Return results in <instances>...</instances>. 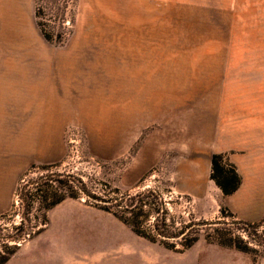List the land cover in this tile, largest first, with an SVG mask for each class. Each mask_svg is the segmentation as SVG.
I'll use <instances>...</instances> for the list:
<instances>
[{
	"label": "rangeland",
	"instance_id": "rangeland-1",
	"mask_svg": "<svg viewBox=\"0 0 264 264\" xmlns=\"http://www.w3.org/2000/svg\"><path fill=\"white\" fill-rule=\"evenodd\" d=\"M218 2L71 0L66 23H73L57 44L46 41L36 23L40 1L0 0V62L66 61L83 68L74 76L83 86L68 97L70 106H49L64 98L32 89L12 97L11 106L0 103V235L19 234L14 227L23 216L25 224L40 223L44 212L37 204L22 214L20 190L40 176L58 175L81 178L88 189H155L175 229L217 220L254 224L248 229L254 250L208 242L204 229L188 249H167L81 196L48 210L45 229L19 240L5 264H264V192L252 195V208L238 207L261 210L260 217L239 218L231 208L239 203L221 193L206 166L235 123L258 128L264 122V48L213 47V36H228L214 32L228 15ZM221 153L229 159L242 152ZM109 229L135 236H105ZM236 234L247 239L242 229Z\"/></svg>",
	"mask_w": 264,
	"mask_h": 264
},
{
	"label": "trees",
	"instance_id": "trees-1",
	"mask_svg": "<svg viewBox=\"0 0 264 264\" xmlns=\"http://www.w3.org/2000/svg\"><path fill=\"white\" fill-rule=\"evenodd\" d=\"M41 4L35 11L36 23L44 39L51 43L62 44L69 24L66 23L67 7L71 0H35ZM45 9L50 12L45 13ZM56 26L60 31L55 32ZM210 179L220 189L223 195L233 194L241 184V176L236 166L229 161L224 153H213L210 158ZM31 186L20 190V200L26 208L23 215L31 213L33 205L42 210L43 216L39 224L28 222L23 216L15 229L21 232L12 235H0V264H5L11 255L19 247V240L30 238L40 234L48 224L46 212L66 198L78 199L85 197V201L92 206L111 214L121 223L125 224L137 236L152 243H158L164 248L182 252L191 247L200 236L199 231L204 229V239L223 247L235 248L244 253H251L254 249L250 241H255L251 236L249 227H257L254 224L234 221H210L205 222L204 227L198 222L192 226L174 228L168 220V211L162 200L161 194L150 188H143L134 192L121 191L118 187L100 189H88L81 178L63 180L54 175L40 176L30 182ZM105 187H107L105 185ZM151 218L153 222L150 223ZM244 231L247 239H244L236 231ZM193 235V236H191ZM10 238L16 243L10 245Z\"/></svg>",
	"mask_w": 264,
	"mask_h": 264
},
{
	"label": "crops",
	"instance_id": "crops-1",
	"mask_svg": "<svg viewBox=\"0 0 264 264\" xmlns=\"http://www.w3.org/2000/svg\"><path fill=\"white\" fill-rule=\"evenodd\" d=\"M218 1L219 4L216 7L224 9L228 12V15H225V20L223 19L219 23H215L216 29L214 32H223L224 34H228V36H213V47L218 49L223 47L236 49L264 48V44L255 42L259 41L257 37L264 42V0ZM217 24H221L226 28L219 30ZM253 35L255 37H253ZM225 39H227V43L229 41V45L224 44ZM40 61L42 60L28 63L27 60H24L23 58H7L0 62V88L1 90H4V93L1 94L4 96V99L1 100L0 103L6 106H11L12 97L23 98L24 96H27L28 91L32 89L37 90V96L47 98L60 96L64 98L63 101L62 99H53L49 106H60L62 104L70 106V99L68 97L78 95L77 89H80L82 88L81 86H83L81 80L76 79L74 76L77 75L76 73L83 72V68L75 65L78 63H68L66 61ZM53 73L59 74L57 75L58 78L50 77ZM8 112H11V110ZM235 124L238 126L229 130V139L225 147L212 153H221L228 150L242 152L232 154L229 158V161L236 166L237 171L241 176V184L239 188L228 197L229 200L237 201L239 203L238 206H230L234 213H236L239 218L247 219L253 222L260 217L262 213L261 210L255 214L243 210L240 211L239 208H252L255 201V198H253L252 195L259 191L264 192V185L261 184L260 179L261 176H264V174H262L264 162L261 157L264 153V142L262 141L264 138V122L256 124L258 125V128L251 127V122ZM253 138L259 139V141H253ZM210 156L206 161L208 170L210 169ZM113 227L118 228L119 225L114 223ZM108 231H111V229ZM135 235L128 232L124 235H120L114 233L113 231L105 234V236Z\"/></svg>",
	"mask_w": 264,
	"mask_h": 264
}]
</instances>
